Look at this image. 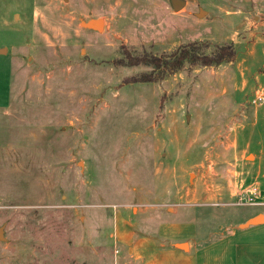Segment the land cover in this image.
Listing matches in <instances>:
<instances>
[{"label": "rangeland", "instance_id": "rangeland-1", "mask_svg": "<svg viewBox=\"0 0 264 264\" xmlns=\"http://www.w3.org/2000/svg\"><path fill=\"white\" fill-rule=\"evenodd\" d=\"M184 2L0 0V264H121L120 223L212 239L264 210V0ZM190 42L236 57L115 61Z\"/></svg>", "mask_w": 264, "mask_h": 264}, {"label": "crops", "instance_id": "crops-1", "mask_svg": "<svg viewBox=\"0 0 264 264\" xmlns=\"http://www.w3.org/2000/svg\"><path fill=\"white\" fill-rule=\"evenodd\" d=\"M261 216L255 224L244 223ZM195 219L160 222L149 233L117 226V242L126 259L121 264H264V210L248 215L226 233L202 239Z\"/></svg>", "mask_w": 264, "mask_h": 264}, {"label": "trees", "instance_id": "trees-1", "mask_svg": "<svg viewBox=\"0 0 264 264\" xmlns=\"http://www.w3.org/2000/svg\"><path fill=\"white\" fill-rule=\"evenodd\" d=\"M124 56L115 60L123 65H147L153 71L140 73L130 77L128 81H152L168 73H174L182 68L184 63L193 66H211L224 61H233L236 57V50L232 44L215 45L208 54L200 50L196 43L182 45L168 55H133L128 51L123 52Z\"/></svg>", "mask_w": 264, "mask_h": 264}, {"label": "water", "instance_id": "water-1", "mask_svg": "<svg viewBox=\"0 0 264 264\" xmlns=\"http://www.w3.org/2000/svg\"><path fill=\"white\" fill-rule=\"evenodd\" d=\"M171 6L175 11L180 10L184 5L185 2L184 0H170ZM202 13V10L200 11ZM86 28L90 29H95V30H101L104 26L102 19H89L87 22L84 23L83 25ZM4 49H0V52L3 51ZM261 216H255L253 218L248 219L245 223L244 226H248L250 224H255L260 220ZM3 237L2 229L0 228V238Z\"/></svg>", "mask_w": 264, "mask_h": 264}, {"label": "built area", "instance_id": "built-area-1", "mask_svg": "<svg viewBox=\"0 0 264 264\" xmlns=\"http://www.w3.org/2000/svg\"><path fill=\"white\" fill-rule=\"evenodd\" d=\"M258 98H259V99H262V98H263V96H261V95H258Z\"/></svg>", "mask_w": 264, "mask_h": 264}]
</instances>
